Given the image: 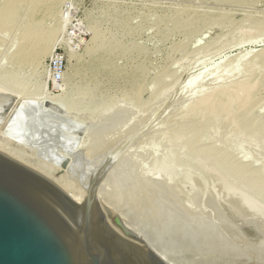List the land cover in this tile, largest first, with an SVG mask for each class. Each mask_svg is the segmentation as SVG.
<instances>
[{"label":"rangeland","instance_id":"obj_1","mask_svg":"<svg viewBox=\"0 0 264 264\" xmlns=\"http://www.w3.org/2000/svg\"><path fill=\"white\" fill-rule=\"evenodd\" d=\"M50 5L63 19L52 54L25 41L22 17L0 31V146L86 192L110 162L98 194L176 264H264V131L244 128L264 113V34L249 27L264 0ZM190 15L211 26L185 43L169 28ZM94 21L132 32L133 49L88 56Z\"/></svg>","mask_w":264,"mask_h":264},{"label":"water","instance_id":"obj_2","mask_svg":"<svg viewBox=\"0 0 264 264\" xmlns=\"http://www.w3.org/2000/svg\"><path fill=\"white\" fill-rule=\"evenodd\" d=\"M110 162L96 167L85 202L0 151V264H169L122 217L99 205Z\"/></svg>","mask_w":264,"mask_h":264},{"label":"bare ground","instance_id":"obj_3","mask_svg":"<svg viewBox=\"0 0 264 264\" xmlns=\"http://www.w3.org/2000/svg\"><path fill=\"white\" fill-rule=\"evenodd\" d=\"M54 1H56V0H0V31L4 30L5 28L10 27L12 24L16 23L15 22L16 19L22 17V21H23V25L22 26H24L25 31H26V35L24 37L25 41L27 43H30V45H33L32 47L37 50V54H40L42 56H47L49 54H52V52L54 51L56 45L61 40V35L59 34V29H61V28H59V26H61L63 24V22H62L63 19L62 20L58 19L57 11L55 10L56 7L53 8L52 5L49 6V4L51 2H54ZM260 2H263V0H222V3L230 5V7H232V8L233 7L254 6V5H257ZM197 4H199V3H197ZM41 7L42 8L43 7L46 8V13H47L46 19L47 20H41V21H34L33 22L32 21V16H34L36 14V12H38V10L41 9ZM189 17H188V19L180 22L179 24L175 23L174 25H171V27L169 28V32L170 33L182 32L184 30L185 33H183V34L185 35V41H184L185 43L187 42V39H190L191 37H194V35L196 36L197 34L204 33L205 31L210 29L209 27L211 26L207 22L205 24H203L201 22L203 20L205 21V17L204 16H201V15H198V16L190 15ZM98 25L99 24L96 21L95 23H93V26L91 27L92 30H93L94 45H93V47H89L88 48V50H87V55L88 56H91L94 51H97L99 53L101 51V49H103V48H104V50L108 48V49L114 50V51H116V49H118V50L120 49V50H124L125 52L127 50L131 51V49H133V45L132 44H128L127 42L124 41V39H125L124 37L130 38V39H131V37H133L132 32L126 31V29H122V31L120 32V35L119 36L117 35L118 37L116 35L112 34V33H110L111 36H105V34H106V32H108V30L107 29L106 30L105 29L99 30ZM196 25H198V26H196ZM249 27L252 28L253 30H256V33H258V35H263L264 34V19L261 22L260 21L250 22ZM9 44H10V42H9ZM134 44H136V42ZM41 45H44V46L42 47V50H39ZM136 48H137V45H136ZM104 50H102V51H104ZM120 54L121 55L116 56L114 58V61L117 60V59L125 58L123 53H120ZM104 55L105 54H102V57H103L102 61L103 62H107L106 56H104ZM73 58L76 60V64H77V62L80 61V59L78 57H75L74 55H73ZM253 60L257 61V63H260V64L264 65V51H262L256 57H254ZM102 63H100V64H102ZM114 63L116 65V61ZM142 79H144V81L147 82L146 74L142 77ZM162 82H163V80H161V83ZM246 103H248V101H246ZM244 120H245L246 123H248L247 124L248 126L244 127L246 130L256 131V132L264 131V113H260L259 110L247 115ZM2 142H3V140H2ZM0 151L5 153L6 155L10 156L11 158H13V159H15L17 161H20L21 163H23V164L35 169L36 171H38L39 173H41L42 175H44L45 177H47L48 179L53 181L63 191H65L71 198H73L76 203L82 204V203L85 202V199L87 198L88 193L86 191H84L85 190L84 188H81V186L79 187L78 184H77L78 186L76 184L72 185L71 184L72 182L70 183L69 181H66V180H63L62 178L56 177L52 171H50V170L48 171L47 170V169H49L48 167H47V169H45V168L42 167L43 166L42 165L41 166L42 168H41L40 165L33 164L29 160H26V159H24V158H22V157H20V156H18L16 154H13L10 151L4 150V147L0 146ZM252 176L254 177L255 175L253 174ZM82 187H83V185H82ZM229 188H231V187L229 186ZM229 193H231V192L229 191ZM235 195H236L235 198H238L244 204H247L248 201L250 202V200L245 197V196H248V195L243 196L241 193H235ZM97 197H98V200H99V205H100V207L102 209L110 210L113 213L120 215L122 217L123 221L126 223V225L138 237H140L147 244V246H149L153 251H155L167 263L176 264L174 261L169 259L165 254H163V252L155 244H153L152 241H150V239L148 240L147 237H145L137 229L132 227L127 222V220H125L123 218V216L109 203L108 200H106L105 198L100 196V192L98 194V190H97Z\"/></svg>","mask_w":264,"mask_h":264}]
</instances>
